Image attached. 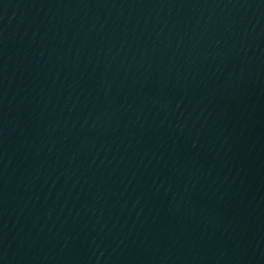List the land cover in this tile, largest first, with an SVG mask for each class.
I'll list each match as a JSON object with an SVG mask.
<instances>
[{
    "label": "water",
    "instance_id": "1",
    "mask_svg": "<svg viewBox=\"0 0 264 264\" xmlns=\"http://www.w3.org/2000/svg\"><path fill=\"white\" fill-rule=\"evenodd\" d=\"M0 264H264V0H0Z\"/></svg>",
    "mask_w": 264,
    "mask_h": 264
}]
</instances>
